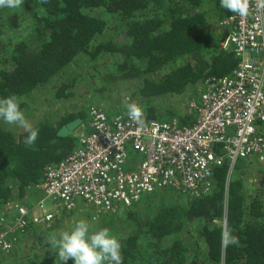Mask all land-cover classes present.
<instances>
[{
    "label": "trees",
    "instance_id": "1",
    "mask_svg": "<svg viewBox=\"0 0 264 264\" xmlns=\"http://www.w3.org/2000/svg\"><path fill=\"white\" fill-rule=\"evenodd\" d=\"M94 9H105L115 14L116 20L96 17L91 13ZM28 10L31 15L21 33L31 34V44L22 35L14 39L12 34L13 40L0 51V99L16 98L26 119L38 131V138L33 145H26L28 131L0 119V230L14 224L17 205L33 211L35 201L44 196L34 187L43 181L47 166L64 161L78 146L75 131L67 137L57 132L78 117L86 124L89 117L85 108L72 106L69 99L70 106L47 101L33 111L26 98L43 86H49L51 91L55 88L51 82L57 84L56 97L68 98L74 87L71 84L80 76L71 70L76 66L84 68L80 56L87 54L89 61L102 58L103 67L114 65L109 74L111 81H133L141 97L166 100L191 91L207 78L229 75L238 62L232 51L220 47L221 36L207 29L197 33L214 17L220 22L231 14L221 7L220 0H36L29 3ZM120 27L125 28V35L115 42ZM4 29L7 28L0 24V32ZM99 36L107 38L100 41ZM183 57L182 65L170 67ZM141 107L147 119H177L180 126L192 125L196 119L191 112H181V107L158 109L151 103ZM242 164L238 162L234 170L239 173ZM229 166L225 163L214 169L216 184L208 195L157 204L152 213L140 216L139 211L164 191L139 202L137 213L126 212L131 232H113L121 241L123 264H189L191 244L184 235L187 223L193 220L199 221L197 232L212 262L264 264V196L258 193L249 197L247 181L241 176L230 177ZM48 207L55 214L52 226L46 229L30 222L23 233L9 232L14 246L9 251L0 250L1 264H64L53 255L58 250L51 249L49 238L59 229L65 210H54L52 201H48ZM224 227L238 237L239 244L228 247L222 262ZM26 241L36 246L32 249L36 251L28 256V262L26 258L15 263L14 257L19 249L24 252ZM45 254L50 256H42ZM72 262L69 259L67 264Z\"/></svg>",
    "mask_w": 264,
    "mask_h": 264
},
{
    "label": "built area",
    "instance_id": "2",
    "mask_svg": "<svg viewBox=\"0 0 264 264\" xmlns=\"http://www.w3.org/2000/svg\"><path fill=\"white\" fill-rule=\"evenodd\" d=\"M219 26L224 34L220 47L232 51L238 62L229 75L199 82V99L189 102L195 122L180 126L177 119L145 117L140 127L126 106L113 113L91 105L76 149L48 165L35 185L44 196L33 211L17 205L14 224L0 230L1 251L14 246L9 232L23 233L30 222L52 226L55 214L48 201L101 219L164 191L208 195L216 184V167L228 163L230 176L240 160L264 162V9L250 0L247 17L231 13Z\"/></svg>",
    "mask_w": 264,
    "mask_h": 264
},
{
    "label": "rangeland",
    "instance_id": "3",
    "mask_svg": "<svg viewBox=\"0 0 264 264\" xmlns=\"http://www.w3.org/2000/svg\"><path fill=\"white\" fill-rule=\"evenodd\" d=\"M110 20H116V17L114 15H109ZM214 17V20L210 22V24H207L204 26L203 30L198 29L197 33H202L206 29L210 31V33L215 34L216 36H221L222 29L220 30L219 26V19H216ZM23 28L25 26V23H22L21 25ZM122 26V25H120ZM20 28V26H19ZM13 31L10 32V37L16 39L19 34L22 35V37L29 39L27 40V44H31L29 32L20 33V31H17L15 29H12ZM17 31V32H16ZM124 31L125 28L120 27L118 30H116L115 38L116 39H122L124 37ZM16 37V38H15ZM12 38V40H13ZM221 38H219L220 42ZM0 52V60L2 59ZM107 56V54L105 55ZM185 62V57L179 58L176 62H173L170 64L171 68L177 67L179 65H182ZM103 60L102 58L96 59L93 62V65L90 64L89 69H82L80 73V68L75 67V72H79L80 76L77 83L74 84V87L72 88V92L69 95L68 98L62 97H56L54 96L55 89H52L50 91L49 86H44L42 88L34 91L33 94L28 96L26 98L28 102V106L34 110L39 108V104L41 102H52L56 105L64 104L66 106H70L71 104L68 101L69 99L71 102H73L72 106H81V108H85L86 110L89 109L91 105H97L105 108L106 110L113 111V113H116L119 108L125 107L126 103L135 102L138 105H142L143 103H151L152 105L156 106L158 109L162 108H171L174 107L175 109L178 107H181V112H191L194 115H196L195 111H190L189 108V102L193 99L198 100L199 95L198 93L195 94L194 88L191 89V91H187L186 93L177 96L176 98H173L172 100H166L163 97H155V98H149V97H141L139 94V91L135 89V85L133 81H127L123 79H110L109 74L112 68H114V65H108L103 67L102 65ZM1 66V63H0ZM94 66V67H92ZM136 83V82H135ZM199 82L196 84L198 87ZM196 87V88H197ZM195 88V90H196ZM51 99V100H50ZM42 111V109H41ZM84 130V127L79 126L74 133L79 136L81 132ZM253 157H250L246 159L247 163L252 160ZM243 162L244 166L239 171L233 170L230 174V177H240L244 179L247 185V195L254 196L255 194L260 193L261 195L264 192V162H256L251 164V166H248L246 164V161L240 160ZM238 161V162H240ZM242 164V165H243ZM258 181V182H257ZM257 182V183H256ZM160 194V193H159ZM158 195V194H157ZM188 196L179 194L173 191H165L161 195H159V198L164 201L156 202V199H153V202L149 203L148 205H145L144 212L149 214L152 213V207L156 206L157 204H168L172 201H182L185 200ZM184 202V201H183ZM137 205H140V203H137L130 208H124L121 207L117 212H114L109 215H105L104 217L97 218L96 220L93 219H87L84 217L85 214H81L79 212H75L73 214L69 215V212L65 211L63 212V219L60 221V227L55 232L54 235L58 236L60 232L62 231H70L75 224L80 220H85L90 225V230L95 231L99 229H108L110 234L112 232H115L116 234H124L131 232V224L129 222L128 216L125 214L126 212H132L135 213L137 208ZM133 208V209H132ZM54 210H58L57 207L54 208ZM59 210H64L59 208ZM149 210V211H147ZM60 211V212H61ZM36 212V210L34 211ZM137 213V212H136ZM137 216V215H136ZM138 217V216H137ZM199 228V221L193 220L186 225V231H185V238H187L188 242L191 244L190 254H189V264H205L203 260L205 259V243L203 241V238L199 236V233L197 232V229ZM52 236V235H51ZM26 246L23 249L18 251V255L14 257L15 263L16 262H22L26 258V262H28V259H30L28 256L34 253L37 247H32V243H29V241L25 242ZM28 254V255H27ZM21 256L23 258H21ZM38 262V261H36ZM1 264V263H0ZM3 264H12L11 261L9 263H3ZM74 264V261L72 262Z\"/></svg>",
    "mask_w": 264,
    "mask_h": 264
},
{
    "label": "clouds",
    "instance_id": "4",
    "mask_svg": "<svg viewBox=\"0 0 264 264\" xmlns=\"http://www.w3.org/2000/svg\"><path fill=\"white\" fill-rule=\"evenodd\" d=\"M23 3L24 0H0V8L19 9ZM220 4L222 8L240 17H247L250 13V0H220ZM256 7L264 9V0H256ZM125 106L130 120L143 127L145 114L142 107L135 102L126 103ZM0 119L6 124L17 125L28 131L24 141L26 145L36 142L38 131L28 122L15 97L0 99ZM49 244L51 249L58 250L59 259L64 264L69 259L74 264H123L121 241L111 235L108 229L91 231L85 220L78 221L70 231L50 236ZM238 244V237L224 227L221 233L222 262L226 260L228 247Z\"/></svg>",
    "mask_w": 264,
    "mask_h": 264
},
{
    "label": "flooded vegetation",
    "instance_id": "5",
    "mask_svg": "<svg viewBox=\"0 0 264 264\" xmlns=\"http://www.w3.org/2000/svg\"><path fill=\"white\" fill-rule=\"evenodd\" d=\"M38 1H40V0H38ZM34 2H36V0H24V3L22 4V6L19 9L0 8V24H1V26L7 28V29H4L3 32H0V47H1V50L0 51H2L5 48V45L7 44V42H9V40L12 39L10 37V32L9 31H13L12 29H15L17 31H20V33L22 32L21 30L24 29L21 26L22 23H24L25 21H27L28 18H29V15H31L30 11L28 10L29 9V3L32 4ZM91 13L94 16H96V17L104 18L106 20L110 19L109 18V15H111V13L107 12L105 9H94L93 11H91ZM19 26H20V28H19ZM106 38H107L106 36H99L98 37V40L102 41V40H105ZM113 40L115 42H119L120 39L114 38ZM87 57H88L87 54H85L83 56H80V61L83 63L84 69H89L90 64L93 65V62L95 61V60L94 61L93 60L92 61H89V59H87ZM92 67H94V66H92ZM82 69L83 68H80V73H81ZM71 71H72V73L74 75H77V73L75 72V69L74 68ZM70 74H71V72H70ZM71 76H72V74H71ZM63 80H64V82H67L69 79L67 77H65V79L63 78ZM51 83H52V86L54 85L55 88L57 87V84H55V82H51ZM71 85L73 86L74 84H71ZM55 88H53V89H55ZM38 89L40 91V88H38ZM71 91H72V88H71ZM55 92H57L56 89H55ZM64 92L65 93H68L69 90H66V91L64 90ZM54 96H56V93H54ZM252 162L253 163H256V162H259V161L258 160H254ZM252 162H249V163L246 162V164H248V166H251ZM243 166H244V164H243ZM139 215L140 216H145V215H148V214H146L144 211H142V212L139 211ZM137 216H138V214H137ZM140 216H138V218H140ZM85 218L90 219V220L93 219L92 217H89V216H85ZM93 220H96V219H93ZM261 224H264L263 220L261 221ZM112 234L114 236H118V235H116L113 232H112ZM203 241H204V239H203ZM204 243H205V241H204ZM205 250H206V254H205V259L203 260V262L205 264H216V263L212 262L209 259L206 243H205ZM189 252H190V249H189V251H188L187 254H189ZM52 253L56 257V259L59 258L58 253H56L54 251ZM53 255H52V257H54ZM42 256L47 257V256H50V254H45V255H42ZM42 260H43V258H42Z\"/></svg>",
    "mask_w": 264,
    "mask_h": 264
},
{
    "label": "water",
    "instance_id": "6",
    "mask_svg": "<svg viewBox=\"0 0 264 264\" xmlns=\"http://www.w3.org/2000/svg\"><path fill=\"white\" fill-rule=\"evenodd\" d=\"M82 122L83 120L81 117L67 122L59 128L57 135L61 137H67L71 135L82 124Z\"/></svg>",
    "mask_w": 264,
    "mask_h": 264
},
{
    "label": "crops",
    "instance_id": "7",
    "mask_svg": "<svg viewBox=\"0 0 264 264\" xmlns=\"http://www.w3.org/2000/svg\"><path fill=\"white\" fill-rule=\"evenodd\" d=\"M224 36V34L223 33H221V38Z\"/></svg>",
    "mask_w": 264,
    "mask_h": 264
}]
</instances>
